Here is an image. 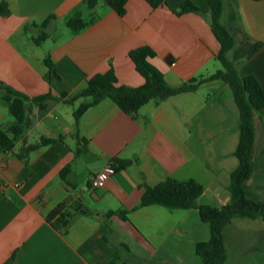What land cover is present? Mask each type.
I'll return each mask as SVG.
<instances>
[{
  "label": "crops",
  "instance_id": "0c3cea01",
  "mask_svg": "<svg viewBox=\"0 0 264 264\" xmlns=\"http://www.w3.org/2000/svg\"><path fill=\"white\" fill-rule=\"evenodd\" d=\"M185 1L154 8L129 0L120 16L102 0L94 10L85 0H0L11 11L0 17V84L29 99L53 96L42 118L32 106V123L12 151L0 145V264L13 254V264H202L196 247L210 240L211 229L198 209L138 207L146 185L169 178L201 183L200 205L232 203L241 132L231 87L210 81L196 92L151 102L135 116L105 99L77 127L74 113L84 98L67 103L90 77L110 69L118 86H142L145 79L129 55L143 46L153 49L150 62L172 87L222 70L208 0H191L200 13L178 15ZM224 1L223 21L237 43L229 59L242 77L255 76L264 88V45L248 57L253 46L264 44V0ZM78 12L95 21L75 32L67 22ZM50 18L49 37L38 46L32 38ZM14 122L0 98V131ZM254 125V172L244 188L250 200L264 203V110L254 114ZM42 137L56 142L19 157ZM116 160L131 165L93 189L92 176ZM62 204L73 216L64 232L48 221ZM109 212H127L128 219ZM224 244L226 264H264V220L234 219L224 230Z\"/></svg>",
  "mask_w": 264,
  "mask_h": 264
},
{
  "label": "trees",
  "instance_id": "16d2710c",
  "mask_svg": "<svg viewBox=\"0 0 264 264\" xmlns=\"http://www.w3.org/2000/svg\"><path fill=\"white\" fill-rule=\"evenodd\" d=\"M101 0H85V4L90 10H94ZM120 16L126 13V6L129 0H102ZM152 7L157 8L165 5L167 0H145ZM262 1V0H255ZM212 17V31L219 42L220 50L216 58L221 62L223 69L207 78H195L180 87H172L166 81L161 70L155 67L150 58L155 56V52L148 46L137 48L130 52V59L133 61L138 73L145 79V83L140 87L118 86V79L113 69L104 74H97L87 80L84 90L67 103H72L81 98H89L86 103L74 113L75 126L77 127L81 117L92 107L98 105L105 99H110L124 113L135 116L145 105L154 102L160 104L171 97L196 92L198 88L210 81L221 80L228 84L233 91V98L238 110L240 121V141L236 150V157L239 160L238 168L231 174L230 192L232 203L220 208L200 205L199 199L204 194V186L196 180L178 181L166 179L155 186H145L138 208L150 206H162L169 210H191L198 209L203 222L208 223L211 229V238L208 242L197 244L196 252L202 260V264H226L228 255L224 244V230L236 218L262 219L264 220V203L250 200L246 195L244 184L252 177L254 172V150L256 141V128L254 125V114L264 110V88L255 76L242 77L235 65L229 59V53L236 46V39L227 29L223 19L225 12L224 0H208ZM10 7L6 2H0V17L10 15ZM186 13H200V8L191 0H186L178 15ZM50 19H46L41 25V33L37 38H32L34 43L40 46L49 35L47 29ZM95 21L92 18L86 21L81 12L71 17L67 26L80 32L86 29ZM28 33L29 29L26 27ZM263 43L252 47L248 57L254 56L263 46ZM49 70H53V61L50 57L44 60ZM3 94L0 98L8 105L9 111L15 118V122L6 131H0V145L6 152L12 151L17 141L23 138L27 127L32 123L30 114L32 106L39 108V116L42 118L49 109V101L53 99L51 94L29 99L13 89L0 84ZM62 99L66 95L61 96ZM56 142L55 139L42 137L36 144L26 146L22 149L21 159H26L31 152L47 147ZM80 143L85 140L80 138ZM84 151L81 149L79 152ZM112 165L117 171L125 169L131 165V161L116 160ZM70 171L66 168L62 172L63 178ZM65 205L58 206L49 216V223L58 231L64 232L71 223L72 215L64 213ZM118 214L122 219H128L127 212H109L107 216ZM117 258V256H116ZM15 254L5 264H13Z\"/></svg>",
  "mask_w": 264,
  "mask_h": 264
},
{
  "label": "built area",
  "instance_id": "2783aa9c",
  "mask_svg": "<svg viewBox=\"0 0 264 264\" xmlns=\"http://www.w3.org/2000/svg\"><path fill=\"white\" fill-rule=\"evenodd\" d=\"M117 173L116 168L109 164L102 171L96 173L91 178V186L93 189H102L106 186L108 180Z\"/></svg>",
  "mask_w": 264,
  "mask_h": 264
},
{
  "label": "rangeland",
  "instance_id": "374dc122",
  "mask_svg": "<svg viewBox=\"0 0 264 264\" xmlns=\"http://www.w3.org/2000/svg\"><path fill=\"white\" fill-rule=\"evenodd\" d=\"M86 21H89L90 19H91V16L90 15H88V14H86V16H85V18H84ZM220 65V67L223 69V66L221 65V64H219ZM84 101H83V103H86V102H88L90 99L89 98H84L83 99ZM233 231V230H232Z\"/></svg>",
  "mask_w": 264,
  "mask_h": 264
}]
</instances>
